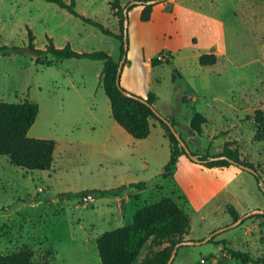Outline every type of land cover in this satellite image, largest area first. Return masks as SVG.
Masks as SVG:
<instances>
[{"label":"rangeland","instance_id":"obj_1","mask_svg":"<svg viewBox=\"0 0 264 264\" xmlns=\"http://www.w3.org/2000/svg\"><path fill=\"white\" fill-rule=\"evenodd\" d=\"M130 1L75 0V10L119 34L116 5L124 7ZM177 1V7L167 4L158 19L147 22L139 19V4L127 12V52L120 85L141 97L153 92L155 110L177 121L175 130L190 151L213 155L229 148L253 165L264 185V139L258 137L261 133L253 117L256 109L264 111V0ZM49 40L56 48L103 50L116 61L120 55L118 39L54 3L0 0V101L37 103L39 112L27 134L55 141L48 170H26L0 155V254L28 248L32 251L29 264H100L96 238L126 224V206L134 208L137 200L138 207L154 202L143 203L139 189L127 186L133 181L151 185L163 178L165 193L182 183L192 203L205 200V208L196 211L199 217L191 216L185 239L198 241L205 236L203 240L232 223L224 212V196L204 195L196 186L201 175L208 178L212 167L195 163L203 167L201 173L186 171L192 163L183 157L164 176L169 147L151 122L156 120H150V135L143 139L131 137L114 121L100 84L102 61L67 58L54 64L57 60L50 54L18 51L31 45L45 49ZM203 53L215 54V63L201 66L198 57ZM155 58L161 63L152 65ZM195 112L206 117L201 134L189 128ZM241 171L244 175L236 178L222 175L228 190L238 192L243 206L257 201L264 205L253 174ZM122 185L118 197L59 198L67 191ZM221 222L227 223L207 231ZM213 236L234 250L264 256V213L250 215ZM214 246L183 244L171 264H241L221 245L215 246L217 251ZM168 247L148 240L138 260Z\"/></svg>","mask_w":264,"mask_h":264},{"label":"trees","instance_id":"obj_2","mask_svg":"<svg viewBox=\"0 0 264 264\" xmlns=\"http://www.w3.org/2000/svg\"><path fill=\"white\" fill-rule=\"evenodd\" d=\"M44 1L56 4L73 16L78 17L84 23L98 28L103 34L112 36L120 41L118 61L114 60L110 54L103 50L78 52L72 50L69 45L56 48L51 40H49L45 49H35L32 45L30 48L38 56L50 54L56 60L87 58L102 61L103 67L100 82L108 98L111 116L114 121L135 139H143L149 135L151 119L159 122L163 128L164 136L167 138L169 144V158L164 167V176L171 174L177 158L181 154L185 155L190 161L206 167H225L229 165L239 167L240 164H243L254 170L253 172H249L255 177L258 187L264 196V185L251 163L243 162L236 152L226 147L220 153L213 155L190 151L184 141L185 145H181L180 140L176 137V133L170 128V126L175 128L177 121L172 117H164L155 110L153 104L155 103L156 96L153 92L149 91L145 97H141L129 92L120 83L119 85L116 84L118 63L124 54V8L127 7L128 12L135 5L139 4L143 6L139 19L146 22L150 19L152 6L167 0H152L153 3L150 4L147 3L150 0H137V4H127L124 7L117 4L116 12L120 16L119 34L114 33L101 22L78 13L75 10V0H70L68 3L63 0ZM215 60L216 56L213 53H203L198 57V62L201 66L214 64ZM160 63L161 60L157 58L151 61L152 65ZM51 64L52 61L47 62V65ZM38 112V104L28 99L20 102L0 101V155L7 156L11 165L26 170H48L50 168L55 150V141L46 138L30 137L27 134ZM253 117L259 129L257 131L261 133L258 137L264 139V111L256 109ZM205 122L206 117L200 112H195L190 120L189 128L193 132L201 134L202 124ZM216 156L223 157L215 159L214 157ZM127 186L135 187L139 190L146 188V184L141 181L130 182ZM123 187L125 186L122 185L109 189H85L78 192L67 191L60 193L59 198L86 200L96 197L116 196L121 192ZM227 212L230 214L232 222L241 216L231 206H227ZM188 231V214L170 197L161 198L152 204L139 207L133 215L132 223L106 230L96 238L95 244L100 264H134L141 248L148 240L153 245L168 243L170 247L144 256L138 264H165L171 250L176 244L184 241L195 242L194 240L185 239ZM198 241L200 242L201 239ZM206 242L215 246L221 245L223 252L241 264H264V256H252L248 252L229 248L226 246L225 240L214 241V236H211ZM31 257L32 251L28 248H23L13 253L0 254V264H29Z\"/></svg>","mask_w":264,"mask_h":264},{"label":"crops","instance_id":"obj_3","mask_svg":"<svg viewBox=\"0 0 264 264\" xmlns=\"http://www.w3.org/2000/svg\"><path fill=\"white\" fill-rule=\"evenodd\" d=\"M167 4H173L175 7H177L179 2L177 0H167V1H164V2H160V3L154 4L152 6V9H151L150 19H158L159 15L163 14V9L167 6ZM142 8H143V6H141V10H142ZM204 24L207 25L208 27H211L209 24H206V23H204ZM211 29H212V27H211ZM213 31H215V30H213ZM58 61L59 60L55 61L54 64H57ZM100 84H101V82H100ZM70 87H74L73 90L77 88V86H75L73 82H70ZM147 93H145V94H147ZM143 97H145V95ZM151 122L153 123V126H156L158 128L159 133L161 134V136H163L165 139H167L164 136V130L161 127V125L159 124V122H157V121H151ZM115 130L118 131L117 129H115ZM110 134H111V132H108V136ZM149 135H150V133H149ZM167 142H168V140H167ZM168 147H169V144H168ZM183 157H186V156L183 155V154L178 156L175 166L178 164L179 160H181V158H183ZM187 160L190 161L188 158H187ZM190 162L192 163V165H191L190 168H187L186 171H188V169H189L193 173V171H195V170L198 171L199 168H200V170L203 168L200 165H197V164H195L192 161H190ZM175 166H174V168H175ZM233 166L234 165H229V166H225V167H212V168H209L210 169L209 171L211 173H209L210 175L208 176V178L205 179L201 175V177L198 180V183H197L196 186H198L203 191L202 194H204V195H205V193L207 194L208 192H211V193H213L214 195H217V196L218 195H223L224 198L222 199V205L224 206V212L227 210V206L233 207L235 209V211L239 215H243V214L247 213L248 211H250L252 209L262 208L264 205H262L259 201L247 204L246 206L241 205L238 202V200L240 199L239 196H238V192L236 190H234V191L228 190V188L230 186L228 187V185L225 184V181L222 180L221 177H222L223 174L227 175L230 179L232 177L236 178L239 173L244 175L243 171H241L243 169H241V168H239L237 166H234V167ZM198 173H201V172L198 171ZM184 176H187V173H185ZM171 178L173 180H175L174 176L171 177ZM246 179H247V177H246ZM163 180L164 179L162 178L161 181H159V182L156 181L154 184H151V185L146 184L145 182H143V183L146 184V188L138 190V194H141V196H143V197H141L142 202L145 203L148 200H153L154 202H156V201L160 200L161 198L167 197L168 193H170V196H171L170 198L173 199L188 214V216H189V225H190L191 224V216L192 215L194 217H196V216L199 217V212H196L198 207H200L199 210L205 208V205H206L205 204V200L204 201L200 200V203L199 202L192 203L191 202V198L187 195V192L184 189L185 186L182 183H175L174 187L172 188V190L170 192H168V193H165V192H163ZM133 182H135V181H133ZM128 183H130V182H128ZM196 193H199V192H196ZM118 196H115V197H118ZM210 197H211V195H210ZM106 198H108V197H106ZM101 199H104V198H101ZM138 202L139 201L137 200L134 208L130 207V206L129 207L128 206L125 207V215H126V219H125V223L126 224L125 225H128V224L132 223L133 215H134L135 211L139 208L137 206ZM148 204H152V202H148ZM231 219L227 220V222H230ZM227 222H223V223L221 222L219 224H215V225L211 226L210 228H208L207 231L210 232L211 230H213L215 228L217 229V228H219L220 225H223L224 223H227ZM203 237H205V236H202L201 238H203ZM187 238H188V236H187ZM201 238H198V239H201ZM188 239H190V238H188ZM213 250L217 251V250H219V247H215L214 246ZM138 256L135 259V263H137V264L143 258V257H141V259L138 260Z\"/></svg>","mask_w":264,"mask_h":264},{"label":"water","instance_id":"obj_4","mask_svg":"<svg viewBox=\"0 0 264 264\" xmlns=\"http://www.w3.org/2000/svg\"><path fill=\"white\" fill-rule=\"evenodd\" d=\"M138 1L137 0H132L130 1L128 4H137ZM148 4L150 3H153L152 0L150 1H147ZM127 7L124 8V29H123V49H124V54L122 55L121 59L119 60V63H118V67H117V73H116V84L119 85V79H120V74H121V71H122V66L124 64V61H125V58H126V52H127ZM19 52H22V53H30L32 55H36V52L34 50H32L30 47H27V48H24V49H20L18 50ZM125 94H127V92L124 91ZM170 128L176 133V137L180 140V143L182 146H184V142L183 140L181 139L180 135L176 132L175 128H173L172 126H170ZM223 156H219V157H214L215 159L217 158H222ZM239 167L241 169H244L246 171H251L253 172L254 170L248 166H245L243 164H240ZM258 213H264V210L263 209H260V208H257V209H252L251 211H248L247 213L241 215L237 220L233 221L232 223H230L228 226L226 227H222V228H219L215 231H213L212 233H210L206 238H204L203 240H201L200 242L198 241H195V242H189V241H184L182 243H179V244H176L173 249L171 250V253H170V256L167 260V262L165 264H171V262L173 261V258L176 254V251L178 249V247L180 245H183V244H199V243H205L206 240L208 238H210L211 236H213L214 234L216 233H220L222 232L223 230H225L226 228H232L236 225H238L243 219H245L246 217L250 216V215H253V214H258Z\"/></svg>","mask_w":264,"mask_h":264},{"label":"built area","instance_id":"obj_5","mask_svg":"<svg viewBox=\"0 0 264 264\" xmlns=\"http://www.w3.org/2000/svg\"><path fill=\"white\" fill-rule=\"evenodd\" d=\"M201 261H203V260L201 259Z\"/></svg>","mask_w":264,"mask_h":264}]
</instances>
